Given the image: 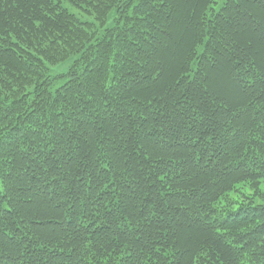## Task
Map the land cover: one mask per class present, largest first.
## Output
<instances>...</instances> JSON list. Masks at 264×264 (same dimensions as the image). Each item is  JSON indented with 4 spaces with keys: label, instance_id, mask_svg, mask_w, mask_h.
Instances as JSON below:
<instances>
[{
    "label": "trees",
    "instance_id": "16d2710c",
    "mask_svg": "<svg viewBox=\"0 0 264 264\" xmlns=\"http://www.w3.org/2000/svg\"><path fill=\"white\" fill-rule=\"evenodd\" d=\"M262 185L264 0H0V264H264Z\"/></svg>",
    "mask_w": 264,
    "mask_h": 264
},
{
    "label": "rangeland",
    "instance_id": "374dc122",
    "mask_svg": "<svg viewBox=\"0 0 264 264\" xmlns=\"http://www.w3.org/2000/svg\"><path fill=\"white\" fill-rule=\"evenodd\" d=\"M68 65H69V62L62 63V64L57 65V66H53L52 67V71H53L54 74H58V73L64 72L67 69ZM248 188L249 187H247V186H244L242 188V190L244 191V193H247ZM262 189L264 190V185H262ZM232 197L238 198V195L236 193H234V194H232Z\"/></svg>",
    "mask_w": 264,
    "mask_h": 264
}]
</instances>
